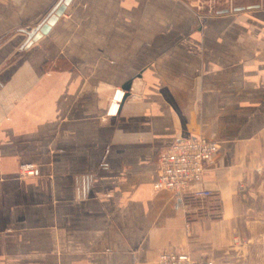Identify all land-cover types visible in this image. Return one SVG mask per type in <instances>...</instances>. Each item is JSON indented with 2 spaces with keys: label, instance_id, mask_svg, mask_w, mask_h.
<instances>
[{
  "label": "crops",
  "instance_id": "obj_1",
  "mask_svg": "<svg viewBox=\"0 0 264 264\" xmlns=\"http://www.w3.org/2000/svg\"><path fill=\"white\" fill-rule=\"evenodd\" d=\"M59 1L0 0V264H255L263 0H73L28 45ZM193 136L220 144L202 182L155 189L161 151Z\"/></svg>",
  "mask_w": 264,
  "mask_h": 264
},
{
  "label": "built area",
  "instance_id": "obj_2",
  "mask_svg": "<svg viewBox=\"0 0 264 264\" xmlns=\"http://www.w3.org/2000/svg\"><path fill=\"white\" fill-rule=\"evenodd\" d=\"M125 96V91L118 90L112 101L110 113L116 114ZM220 149L216 140L204 136L180 139L159 154L158 176L155 189H167L182 199L194 184L204 178L209 163ZM38 172L36 165L24 163L20 166L21 176H34ZM207 195L209 192H199ZM158 264H216L212 257L194 259L190 254L163 251Z\"/></svg>",
  "mask_w": 264,
  "mask_h": 264
},
{
  "label": "rangeland",
  "instance_id": "obj_3",
  "mask_svg": "<svg viewBox=\"0 0 264 264\" xmlns=\"http://www.w3.org/2000/svg\"><path fill=\"white\" fill-rule=\"evenodd\" d=\"M215 1V0H214ZM213 0H207V2L203 5L196 6V9L199 11L200 17L204 14L216 13L219 7H223V5L217 4ZM218 0L217 2H219ZM227 2V0H224ZM251 1V0H247ZM252 1H261L262 0H252ZM249 5V4H247ZM262 5V4H261ZM264 5V0H263ZM255 197L250 198V217L257 221L255 224V228L253 229L252 235L256 237L257 241L256 245L253 246V249L256 253L255 256V264H264V169L260 172L259 176L255 180ZM261 238V241L258 239Z\"/></svg>",
  "mask_w": 264,
  "mask_h": 264
},
{
  "label": "water",
  "instance_id": "obj_4",
  "mask_svg": "<svg viewBox=\"0 0 264 264\" xmlns=\"http://www.w3.org/2000/svg\"><path fill=\"white\" fill-rule=\"evenodd\" d=\"M73 0H60L59 3L51 10L46 18L36 28L28 29L26 32L29 36L28 45L41 39L44 35H48L52 28L57 24L59 19L64 15L67 8ZM259 7V6H258ZM244 10V8H240ZM130 86H126L129 89Z\"/></svg>",
  "mask_w": 264,
  "mask_h": 264
}]
</instances>
